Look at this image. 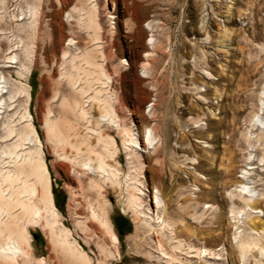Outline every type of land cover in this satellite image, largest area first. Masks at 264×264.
<instances>
[{
    "label": "rangeland",
    "instance_id": "rangeland-1",
    "mask_svg": "<svg viewBox=\"0 0 264 264\" xmlns=\"http://www.w3.org/2000/svg\"><path fill=\"white\" fill-rule=\"evenodd\" d=\"M92 8L95 29H89L86 23ZM0 33V66L12 65L0 67V76L8 82L0 93V171L9 165L8 145L22 132L23 102L15 92L17 83H23L18 73H24L23 65L31 62L27 75L28 110L44 149L53 202L62 224L70 230L69 239L78 243L92 264L98 260L103 264H158L153 258L157 255L153 246L159 236L142 227V214L136 215L127 208L123 194L124 188L138 186L139 180L144 179L142 191L146 195H140L139 210L154 221L160 213L153 206V193L161 190L158 175L171 186L167 193L160 191L167 217L175 210L178 214L183 212L177 205H186L190 196L213 206L204 211L200 226L184 212L178 215L182 225L173 226L191 233L181 232L177 238L182 242L213 251V255H205L206 263L198 259V264H257L251 257L240 262L234 248L229 204L224 194L232 167L229 154L223 149L224 141L232 130H240L250 110L245 92L248 69L253 68L255 74L250 83L258 78L264 80V72H259L261 65H256L258 52L254 47L264 43V0H2ZM93 34H97L94 44L105 53L112 94L117 100L115 108L141 146V168H126L125 156L119 153L123 171L120 194L111 187L105 188L110 205L108 217L118 238L116 245L94 222L85 224L93 227L95 239H90L87 229L83 232L75 224L88 215L87 207L95 205V197L68 172L67 163L46 140L43 126L64 47L70 38L79 48L89 46ZM149 39L155 48L147 45ZM146 53H150L149 62L144 58ZM13 54L17 56L16 64L7 63ZM263 56L260 54L259 58ZM203 71L210 72V77L205 78ZM232 111H238L234 123L230 122ZM148 128L154 130L155 149L141 144ZM164 137L166 155L159 165L154 160L157 155L162 156ZM116 142L119 145L117 138ZM24 146L27 147L23 144L17 150ZM228 147L234 149L233 144ZM190 159L195 162L189 163ZM189 184L197 186L192 195L186 189ZM28 232L32 257L42 259V264L73 261L57 245L52 246L37 226H29ZM99 243L109 247L115 258L103 257ZM161 245L170 250L167 239ZM218 254L220 257L215 259Z\"/></svg>",
    "mask_w": 264,
    "mask_h": 264
},
{
    "label": "bare ground",
    "instance_id": "bare-ground-1",
    "mask_svg": "<svg viewBox=\"0 0 264 264\" xmlns=\"http://www.w3.org/2000/svg\"><path fill=\"white\" fill-rule=\"evenodd\" d=\"M94 12L95 10L92 8L88 10V15L86 14L88 16L86 23L89 29L90 27L95 29L97 24L94 22ZM67 17H71L70 13L67 14ZM94 34L89 46L85 45L79 48L76 45L77 42L70 38L64 47L60 57L55 88L45 113L43 126L46 130V140L53 144L57 155L67 163L65 167L68 172L75 177L80 185L85 184L86 189L93 192L95 197V202H93L95 205L92 204L94 207H87L88 215L83 220L75 221V224L82 231L87 229L86 232H89L90 239H95L97 236L93 227L85 224L86 221L94 222L103 234L108 236L113 245H116L118 238L108 217L110 205L104 195L105 188L111 187L116 193L120 194L121 192L120 178L123 176V171L119 153L125 156L128 165L126 168L136 165L141 168L143 165L140 163L138 154V150H141L140 142L135 134L124 126V122L115 108L117 100L112 94V80L106 67L105 53L94 44L97 40V34ZM1 35L0 33V51ZM153 43L152 39H149L147 45L152 49ZM254 47L258 52L255 58L256 65H261L259 72H264V58H259L260 54L264 55V43H257ZM149 55L150 53L144 55L148 62ZM7 59L9 60L7 63L16 64L17 56L13 54ZM30 64L31 62L25 67L23 65L24 73H18L23 83H17L18 88L15 92L18 94L17 96L22 97L23 102L22 132L15 142L8 145L6 152L10 157L9 165L0 171V264H30L33 261L38 264L43 263L42 259L32 257L29 226H37L45 233L52 246L54 245L56 248L57 245L63 253L71 256L70 259L73 261L70 264H92L78 243L73 238L69 239L70 230L62 224L61 214L53 202L44 149L33 124L32 115L28 110L30 95L27 75ZM0 67H12V65L3 64ZM253 72V68L248 69L245 84L247 100L250 101L248 109L250 110L242 120L241 127L239 126L240 130L234 132L231 129L232 133L224 141L223 150L229 154V166L232 167L231 171L228 170L230 179L224 194L226 202L229 204L234 248L240 262L243 263L247 257H251L257 264H264V80L258 78L250 83L251 77L255 75ZM202 75L208 78L211 73L203 71ZM7 84L8 82L0 76V93L6 89ZM251 86L252 88H250ZM237 114L238 111H232L230 122L236 121ZM155 142L154 130L146 129L141 144L155 149L153 146ZM23 144H26L27 147L24 146L25 148L17 150V147ZM231 144L234 149L228 147ZM162 146V156L157 155L154 160L159 165H162L163 154L166 155L165 137ZM236 155L237 160L235 159ZM193 161L190 159L189 163ZM234 163H237V166ZM158 178L160 189L166 193L170 191V184H165L159 175ZM143 180H139V187L130 186L123 189L125 190L124 201L127 208L136 215L142 214V227L147 232L153 230L155 235L159 236L160 240L153 246L157 253L153 256L155 261L158 264H198L197 260L201 259L206 263L205 255L209 254V257L214 254L213 251L189 246L182 242L177 236L181 232H190L185 228L175 230L173 226L176 225L175 223H181L182 218L178 216L181 209L189 220L200 226L204 211L212 209V204H201L198 200L200 197L190 196L185 201L186 205H177L179 214L175 210L171 213V217H167L164 213L161 190L156 189L153 193V206L160 213L158 216L155 215L153 221L142 213L143 210H139V203H141L139 201H142L140 199L145 194L142 191ZM188 186L186 189L192 195L197 186L195 184ZM140 195H142L141 198ZM166 239L168 243L170 241L169 251L164 250L161 245V242ZM99 251L103 257L115 258L110 248L104 243L99 245ZM220 255L218 254L214 258L218 259ZM147 256L152 258L149 253ZM191 257L196 259H191ZM103 263L102 260H98L96 264Z\"/></svg>",
    "mask_w": 264,
    "mask_h": 264
}]
</instances>
